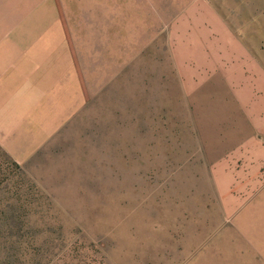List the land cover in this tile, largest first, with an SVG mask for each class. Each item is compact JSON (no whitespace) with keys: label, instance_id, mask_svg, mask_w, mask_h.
I'll return each mask as SVG.
<instances>
[{"label":"rangeland","instance_id":"1","mask_svg":"<svg viewBox=\"0 0 264 264\" xmlns=\"http://www.w3.org/2000/svg\"><path fill=\"white\" fill-rule=\"evenodd\" d=\"M139 3L140 51L0 146V264H264V0Z\"/></svg>","mask_w":264,"mask_h":264},{"label":"crops","instance_id":"2","mask_svg":"<svg viewBox=\"0 0 264 264\" xmlns=\"http://www.w3.org/2000/svg\"><path fill=\"white\" fill-rule=\"evenodd\" d=\"M139 1L0 0V146L6 152L28 155L45 143L79 108L89 73L106 81L111 63L140 51L152 34L141 32Z\"/></svg>","mask_w":264,"mask_h":264}]
</instances>
